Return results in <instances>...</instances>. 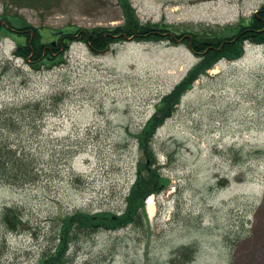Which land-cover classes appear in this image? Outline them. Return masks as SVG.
Listing matches in <instances>:
<instances>
[{"label": "rangeland", "instance_id": "1", "mask_svg": "<svg viewBox=\"0 0 264 264\" xmlns=\"http://www.w3.org/2000/svg\"><path fill=\"white\" fill-rule=\"evenodd\" d=\"M130 1L142 23L212 38L232 36L264 4ZM0 22L50 33L125 16L118 0H0ZM1 36L0 146L23 165L0 180V210L13 207L23 224L7 230L0 218V264H39L65 217L126 210L146 159L138 135L200 58L184 38L101 52L78 41L38 71L14 54L21 38ZM244 53L201 74L157 129L154 164L170 183L153 194L154 215L146 206L139 225L79 235L65 264H264V47L247 43Z\"/></svg>", "mask_w": 264, "mask_h": 264}, {"label": "trees", "instance_id": "2", "mask_svg": "<svg viewBox=\"0 0 264 264\" xmlns=\"http://www.w3.org/2000/svg\"><path fill=\"white\" fill-rule=\"evenodd\" d=\"M123 8L125 22L123 25L108 28H77L73 31L57 30L50 33L43 32L38 27L29 23L20 26L11 24L1 25V33L6 32L21 38L14 50L17 57L24 59L33 69L42 70L52 68L63 62L67 51L74 42H84L94 52H101L112 43L134 39L138 41H158L184 38L190 48L199 55L200 62L191 68L184 79L178 83L173 91L161 100L156 113L148 120L138 135L141 149L145 158L139 162V174L127 196V208L122 214L112 212H88L77 210L72 215L63 219L59 241L55 248L49 249L41 257L39 264H65L68 261V252L72 243L81 234H92L100 229H119L128 225H139L147 220L145 200L152 193H160L168 187L170 180L165 177L154 162L156 157L152 149V141L155 132L165 119L172 116L175 105L181 101L182 95L193 86L201 74L207 72L222 57L235 59L243 55L244 42L250 40L256 43H264V4L258 12L245 22L239 24V30L232 36L224 38L220 35L212 38L200 37L196 33L170 32L168 28H162L160 24L142 23L137 16L135 8L130 0H118ZM48 35H46V34ZM54 96V101L59 100ZM23 161L8 147L0 146V169L3 173L1 181H7L15 172L19 173V166ZM149 172V173H148ZM147 174V177H146ZM0 218L7 230L17 231L23 224L22 216L13 208L5 207L0 210Z\"/></svg>", "mask_w": 264, "mask_h": 264}, {"label": "bare ground", "instance_id": "3", "mask_svg": "<svg viewBox=\"0 0 264 264\" xmlns=\"http://www.w3.org/2000/svg\"><path fill=\"white\" fill-rule=\"evenodd\" d=\"M147 210H148V213L150 214V216L154 215V213H155V205H154V201H153V196H151L147 200Z\"/></svg>", "mask_w": 264, "mask_h": 264}]
</instances>
